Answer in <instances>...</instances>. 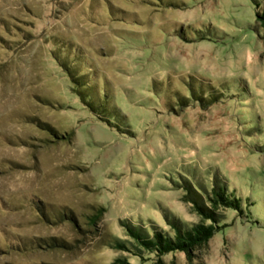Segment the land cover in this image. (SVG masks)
I'll list each match as a JSON object with an SVG mask.
<instances>
[{"label": "rangeland", "instance_id": "rangeland-1", "mask_svg": "<svg viewBox=\"0 0 264 264\" xmlns=\"http://www.w3.org/2000/svg\"><path fill=\"white\" fill-rule=\"evenodd\" d=\"M256 1L0 0V264H108L121 253L104 240L124 238L123 220L197 223L184 174L207 187L217 175L258 222L225 211L194 264H264ZM55 58L89 76L129 133L92 118ZM50 238L73 249L50 250ZM163 262L187 264L179 252Z\"/></svg>", "mask_w": 264, "mask_h": 264}, {"label": "trees", "instance_id": "trees-1", "mask_svg": "<svg viewBox=\"0 0 264 264\" xmlns=\"http://www.w3.org/2000/svg\"><path fill=\"white\" fill-rule=\"evenodd\" d=\"M256 7L259 4L256 0H252ZM255 32H262V44L264 45V8L258 10L255 16ZM75 55V54H74ZM66 76L72 82V91L78 98L81 105L87 110L93 119L105 124L112 130L120 133L127 134V127L120 126L119 122L112 119L111 114L114 113L117 118L123 120L119 112L113 108L108 107L106 96L99 94L94 85L91 84L89 76L78 69L75 64L67 62V59H57ZM75 65V66H74ZM195 102L200 101L196 97H192ZM187 101V99H186ZM183 106L186 103L181 102ZM213 101L207 103L210 105ZM45 129L57 137L55 131L47 125ZM195 175L192 177L184 174L180 177V187L184 189V201L190 203L196 212L199 220L197 223L190 225L181 222L175 218H168L165 215L169 231H165L155 226L148 224V229L144 227L143 222L133 223L129 220H123L121 226L124 230V238L116 236L108 237L104 240V245L115 252L121 253L114 257L108 264H131L127 257L123 254L136 257L139 260L152 261L151 264H164L163 257L172 253H182L187 264H194L197 259L196 252L204 248L207 242L221 230L225 225L220 226V221L224 218V212L231 210L236 213L240 219L258 223L250 217V204L245 199V204L242 203L241 198H237L234 192H230L228 188L221 182L217 175L212 176L210 186L202 184L200 181L195 180ZM248 211V212H246ZM104 208H98L95 213L89 218L90 225L96 227L100 222L103 215ZM244 212L248 213V217L243 215ZM43 219L44 214L41 213ZM62 217V216H61ZM70 224L77 228L76 220L72 214L63 215ZM44 247L50 250H61L62 252H71L73 246L60 239L50 238L49 240H41ZM42 248V246H39ZM147 256V258H144Z\"/></svg>", "mask_w": 264, "mask_h": 264}]
</instances>
